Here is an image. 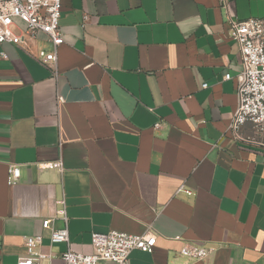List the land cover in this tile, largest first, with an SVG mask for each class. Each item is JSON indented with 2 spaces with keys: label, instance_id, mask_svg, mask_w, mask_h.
Listing matches in <instances>:
<instances>
[{
  "label": "crops",
  "instance_id": "obj_1",
  "mask_svg": "<svg viewBox=\"0 0 264 264\" xmlns=\"http://www.w3.org/2000/svg\"><path fill=\"white\" fill-rule=\"evenodd\" d=\"M248 19L264 20V0H62L56 75L37 58L54 49L45 35L0 44V264L28 236L43 237V264H63L110 231L156 236L129 264H264V147L229 131L242 70L230 21ZM61 200L69 246L43 227H65ZM186 243L208 257H183Z\"/></svg>",
  "mask_w": 264,
  "mask_h": 264
},
{
  "label": "built area",
  "instance_id": "obj_2",
  "mask_svg": "<svg viewBox=\"0 0 264 264\" xmlns=\"http://www.w3.org/2000/svg\"><path fill=\"white\" fill-rule=\"evenodd\" d=\"M226 3V0H225ZM62 15V0H0V44L11 43L29 50L38 35L43 34L54 47L52 52L39 51L38 60L50 67L55 75L58 66V48L64 44V36L60 27ZM18 24H22L20 27ZM228 36L236 41L242 60V70L238 74V106L229 126L235 140L245 143H256L264 147V20L248 19L230 21ZM231 74L225 75L230 80ZM208 85H204L207 88ZM59 102L63 99L59 97ZM251 124L254 137L245 138L241 135L242 128ZM44 169L63 171L62 161L44 163ZM21 177L19 167L9 169L8 184H17ZM190 193L182 186L179 192ZM61 209L58 216L65 222L62 229L51 228V220L43 223L45 229H51L52 244L66 243L70 245L68 218L65 202H58ZM27 254L18 259L17 264H43L52 258L50 254L41 252L42 236H28L24 239ZM157 243L154 234L130 235L118 231L108 233H93L92 253L82 254L70 246L62 254L63 264H99L110 262L114 264H129L133 251L152 253ZM181 255L193 261L204 260L209 252L202 246L186 243L181 249Z\"/></svg>",
  "mask_w": 264,
  "mask_h": 264
},
{
  "label": "rangeland",
  "instance_id": "obj_3",
  "mask_svg": "<svg viewBox=\"0 0 264 264\" xmlns=\"http://www.w3.org/2000/svg\"><path fill=\"white\" fill-rule=\"evenodd\" d=\"M20 27H22V24H18Z\"/></svg>",
  "mask_w": 264,
  "mask_h": 264
}]
</instances>
